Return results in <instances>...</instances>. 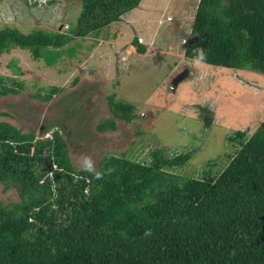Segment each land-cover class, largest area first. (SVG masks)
I'll list each match as a JSON object with an SVG mask.
<instances>
[{"label": "trees", "instance_id": "16d2710c", "mask_svg": "<svg viewBox=\"0 0 264 264\" xmlns=\"http://www.w3.org/2000/svg\"><path fill=\"white\" fill-rule=\"evenodd\" d=\"M140 2L80 0L74 34L118 21ZM190 33L185 57L194 59L203 48L205 63L264 74V0H198ZM71 38L5 26L0 56L20 47L47 59L45 48ZM131 45L146 51L137 37ZM9 67L20 73L14 60ZM20 89L0 77V97ZM107 103L112 117L99 122L98 131L134 117V106L114 94ZM227 140V161L212 159L199 178L174 180L167 170L183 166L190 154L168 156L156 148L147 163L103 157L98 180L71 164L58 131L35 139L0 122V183L20 197L0 204V264H264V118L251 134L236 129ZM43 158L58 169L42 173Z\"/></svg>", "mask_w": 264, "mask_h": 264}, {"label": "rangeland", "instance_id": "374dc122", "mask_svg": "<svg viewBox=\"0 0 264 264\" xmlns=\"http://www.w3.org/2000/svg\"><path fill=\"white\" fill-rule=\"evenodd\" d=\"M46 4L0 0V29L28 33L43 28L72 36L61 47L45 48L47 59H34L20 47L1 54L0 77L22 89L0 97V122L33 133L35 139H51L52 131H58L76 169L82 153L92 156L98 170L103 157L147 163L150 152L162 148L168 156L190 154L183 166L167 170L174 180L199 178L212 159L227 161V137L233 131L251 134L264 118L263 73L205 62L196 67L194 59L184 56L198 0H141L118 21L86 36L74 34L80 0ZM135 37L145 53L131 45ZM11 60L20 73L9 67ZM110 94L132 104L134 117L116 119L115 130L100 132L98 123L112 117ZM42 163L45 175L58 169L48 158ZM19 201L15 189L0 183V204Z\"/></svg>", "mask_w": 264, "mask_h": 264}, {"label": "clouds", "instance_id": "9594fccd", "mask_svg": "<svg viewBox=\"0 0 264 264\" xmlns=\"http://www.w3.org/2000/svg\"><path fill=\"white\" fill-rule=\"evenodd\" d=\"M207 60V53L203 48H199L196 50L195 58L193 61V65L198 67L203 64ZM80 167L83 171L94 174L96 179H102L103 173L96 170L95 161L89 154H81L79 157Z\"/></svg>", "mask_w": 264, "mask_h": 264}, {"label": "built area", "instance_id": "2783aa9c", "mask_svg": "<svg viewBox=\"0 0 264 264\" xmlns=\"http://www.w3.org/2000/svg\"><path fill=\"white\" fill-rule=\"evenodd\" d=\"M26 2L27 5L32 6H45L47 3V0H23Z\"/></svg>", "mask_w": 264, "mask_h": 264}]
</instances>
